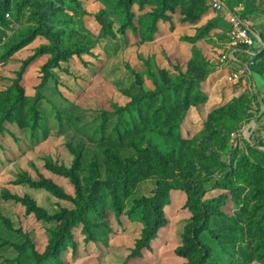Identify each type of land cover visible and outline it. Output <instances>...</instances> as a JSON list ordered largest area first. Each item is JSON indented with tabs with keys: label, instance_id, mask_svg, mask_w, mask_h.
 <instances>
[{
	"label": "rangeland",
	"instance_id": "rangeland-1",
	"mask_svg": "<svg viewBox=\"0 0 264 264\" xmlns=\"http://www.w3.org/2000/svg\"><path fill=\"white\" fill-rule=\"evenodd\" d=\"M140 1L0 0V264H187L191 205L203 227L215 207L239 223L213 224L225 251L202 235L212 264H264V47L225 61L224 14ZM225 3L264 44V0ZM168 82L190 179L150 147L166 156L177 141L155 126L161 96L144 107L147 130L137 106L125 110ZM178 85L201 102L187 111ZM164 182L175 189L145 246L144 199ZM78 205L87 228L72 225Z\"/></svg>",
	"mask_w": 264,
	"mask_h": 264
},
{
	"label": "trees",
	"instance_id": "trees-1",
	"mask_svg": "<svg viewBox=\"0 0 264 264\" xmlns=\"http://www.w3.org/2000/svg\"><path fill=\"white\" fill-rule=\"evenodd\" d=\"M205 3L207 4L208 8L210 9L207 0H204ZM140 4H144L143 0L138 2ZM134 4V2H132ZM146 4V3H145ZM144 4V5H145ZM152 5L151 3H149ZM148 5V4H146ZM179 84H182V80L178 82ZM174 85L170 86V82H168V85L163 91L162 87L157 88V92L155 93H149L142 98L136 100L134 103L129 105L125 110L128 112L130 116L133 118L134 113L131 111L132 106H137L136 110L139 112V114L142 117V123L145 127V130L148 128L147 120H146V114L144 112V107H150L152 103H154L156 100L159 99L161 96L162 103L160 106H155L156 110L154 112V117H155V126L158 129L159 132H163L164 136H167L168 138L174 139L177 141L173 143L172 150L169 154L166 156H163L162 152L159 149V146L156 144H152L150 147L154 150L156 156L160 157L163 161H165L168 165H171L173 168H175L176 171H178L181 175L185 176L187 172V177L190 179L192 176V163H191V156L186 153V149H181V146L185 143L187 144V141L183 139L181 132H178L177 134L176 131L179 130V124H177L174 115V111L172 107L169 105V96H170V89ZM183 86V85H182ZM179 89H176L174 92L176 94L177 100L182 99L184 103V108L188 111L192 105L195 103H200L201 102V94L203 92H200L197 90L196 92H192L191 89H187L186 91L183 92V95H180L181 89L184 87H181L178 85ZM0 94H3V92H0ZM8 108V107H7ZM154 111V110H153ZM163 111L165 117L162 120V118L159 116ZM144 130V131H145ZM145 133V132H143ZM147 134H154L153 132H149ZM205 135V134H203ZM151 141V139H150ZM189 158V159H188ZM186 161L188 168H186L184 162ZM187 170V171H186ZM64 175L70 176L73 178V174L70 171H63ZM51 189H57L55 185H53L50 182H46ZM193 183V182H192ZM254 184L257 185V181L253 182ZM173 184H169L168 182H164V184L159 185V189L155 193V196L153 198H145L144 200L149 202V209L152 211V218L150 220H146L145 222L147 224V227L144 230L143 234V239L145 246L149 245L150 242L157 237L158 234V229H159V220L162 217L163 209L166 205L170 204V199L169 195L172 190H174ZM179 189V188H177ZM227 190H230L234 197L237 198L235 194V186H233L232 183L229 182V184L226 185ZM255 189V187H254ZM165 190V191H164ZM54 191V190H53ZM193 191V193H192ZM194 190L191 187V194L189 195L190 198V203H192V197L194 195ZM264 195V194H263ZM237 201V200H236ZM239 204V203H238ZM264 202L262 201V205ZM161 205V206H160ZM159 206L162 208H159ZM264 206V205H263ZM193 211V217L191 219V224L189 225V230L193 232L195 235L192 237L189 235L187 238V248L186 250L188 251V254L186 257H188L189 262L187 264H212L214 262L213 258V253L214 249L211 247L210 244H207L204 239L202 238V235H208L210 238L215 239L218 242V245L225 251V247L228 245V240L225 242V236H222V232H219L221 228L215 227L216 225H213L215 221H223L225 222V218L229 219L232 223H236L237 225L239 224L238 221L235 218H228L221 209L218 207L213 208L215 214H207L205 217L207 219V225L205 227L200 225L201 221V213L198 210L197 206H190L189 207ZM37 213L45 214L42 212V210L35 209ZM71 216L75 219L73 222V226L76 225V223H83L84 226L87 228L89 226V222L85 216H83V207L81 205H78V208H76L72 213ZM260 237L261 235L258 234ZM229 237V236H227ZM61 246V244H60ZM59 246V247H60ZM56 246L53 245L51 247V251L48 254V257H56Z\"/></svg>",
	"mask_w": 264,
	"mask_h": 264
},
{
	"label": "built area",
	"instance_id": "built-area-1",
	"mask_svg": "<svg viewBox=\"0 0 264 264\" xmlns=\"http://www.w3.org/2000/svg\"><path fill=\"white\" fill-rule=\"evenodd\" d=\"M207 3L216 13L224 14L229 25L228 51L230 53L225 54V61H235L234 57L239 52L249 58L255 57L257 52L254 51V48L257 46L259 50H262L264 44L259 36L253 33L246 21L226 5L225 0H207Z\"/></svg>",
	"mask_w": 264,
	"mask_h": 264
}]
</instances>
